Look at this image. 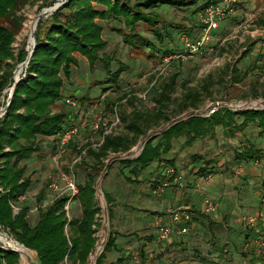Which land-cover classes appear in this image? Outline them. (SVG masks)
Returning <instances> with one entry per match:
<instances>
[{"label": "trees", "instance_id": "16d2710c", "mask_svg": "<svg viewBox=\"0 0 264 264\" xmlns=\"http://www.w3.org/2000/svg\"><path fill=\"white\" fill-rule=\"evenodd\" d=\"M199 1L143 0L131 6V0H70L48 19L42 17L39 20L35 33L37 47L29 64V77L16 85L7 112L0 119V225L9 229L26 249L36 251L42 264H61L66 258L73 264H88L97 243L94 226L98 224L101 207L96 186L105 161L111 156L128 153L141 137H146L155 128L170 123L167 130L150 136L138 157L120 160L122 165L130 169V173L137 175L153 162L161 160L171 151L173 139L187 136V143L191 144L216 126L229 128L236 117L245 118L242 125L247 121L258 122L264 134V109H223L224 115L217 113L210 118L191 116L171 123L172 95L178 76L173 77L156 91L152 112L134 110L130 114H121L128 132L107 135L100 147L88 151L96 164L89 168L87 181L79 185L77 200L82 210L80 218L67 217L65 205L68 197L57 199L46 210H39V220L35 226H31L28 219L29 207L23 206L17 215L13 212L11 203L19 202L20 197L27 194L32 186L30 176H26L27 166L22 165V162L31 159L40 150V138L63 132L66 113H54L53 108L63 98L65 78L71 77L72 67L78 64L75 54L85 57L91 70L96 69L98 63L102 64L111 77L108 78L109 82H117L127 69V66L120 65L116 72H112L110 60L104 53L108 43L103 38V27L98 20L122 22L124 29L117 31L123 33V41L134 51L146 50L155 43L144 37L137 25L145 23L146 26L155 27L158 15H153V10L161 6L185 9L197 5ZM32 2L0 0V20L12 18L14 22L13 28L0 26V96L10 85L18 63L28 56V52L22 49L15 58L11 45L16 30L21 27L22 19L17 16V12ZM54 2L56 0L48 1L45 7H53ZM213 2L218 3L220 0H209L203 9ZM259 24L263 27L264 19H260ZM173 54V50L166 48L163 57ZM200 100L199 94L186 95L183 111L199 109ZM159 138L160 141L155 143ZM260 153H256L255 158L260 157ZM45 198L46 189L43 188L36 197L37 203L41 204ZM112 244L110 236L96 264H103L105 253ZM3 262L20 264V255L0 248V264Z\"/></svg>", "mask_w": 264, "mask_h": 264}, {"label": "crops", "instance_id": "0c3cea01", "mask_svg": "<svg viewBox=\"0 0 264 264\" xmlns=\"http://www.w3.org/2000/svg\"><path fill=\"white\" fill-rule=\"evenodd\" d=\"M206 1L208 3L209 0ZM123 44L132 50L124 41ZM257 46L256 52L259 50ZM76 58L78 64L72 67L71 77L64 80L63 99L57 101L53 108L54 113H66L63 127L71 123L80 124L85 118L92 119L93 113L101 109L109 115L113 112L112 108L108 111L105 106L107 93L103 96L91 91L85 94L81 87L71 85L73 80L79 79V63L84 61L89 66L85 57L79 54ZM97 82L101 83L103 79L99 78ZM67 97L76 98L79 108L65 105ZM220 130L216 128L213 132L225 135L223 139L218 136V139L228 147L219 150L213 157H206L211 148L210 136L198 138L191 144L187 143V136H181L173 139L172 149L167 155L141 173L135 175L127 168L117 170L119 177L112 175L108 178L102 191L107 202L104 211L107 210L111 220L107 240L111 236L113 244L106 251L103 264H264V254L258 247H246L249 241L264 234L263 224L258 223L253 228L246 224L249 216L264 211V171L256 166V158L252 155H234L243 144L241 138L248 134L246 130L234 133L227 130L229 136H226V129ZM61 135L40 138V150L25 163L27 170L30 168L28 175L32 186L22 205L29 207L31 214H36L35 208L40 205L37 202L31 204V199L36 201L43 188L46 189L45 200L51 195L45 184L48 179L55 177L63 183L59 175L68 170L76 159L81 158L77 164H82L88 151L97 149L104 142L101 134L93 133L89 122L81 126L57 163L54 156ZM255 138L250 142L254 148L261 150L260 157L264 158V142L260 145L258 135ZM75 146L79 153L70 161L68 156L75 153ZM167 168H173L182 175V187L166 176ZM240 169L242 172L238 174ZM209 173L214 179L207 184L204 178ZM165 182L169 185L162 188ZM98 194L99 191L97 197ZM208 200L216 205L213 213L205 211ZM76 201L82 212L77 198ZM175 209H183L190 214L188 232L184 235L173 233L168 240L161 241L157 221L160 220L162 225L172 224V211Z\"/></svg>", "mask_w": 264, "mask_h": 264}, {"label": "rangeland", "instance_id": "374dc122", "mask_svg": "<svg viewBox=\"0 0 264 264\" xmlns=\"http://www.w3.org/2000/svg\"><path fill=\"white\" fill-rule=\"evenodd\" d=\"M32 1L31 4L24 6L17 12V16L21 18L22 21L21 27L16 30V36L11 45V52L15 58L18 57L22 49H25L26 52L30 49L32 37H35V34L33 36L32 32L35 29L37 30L38 26V24L34 26L36 23L35 20L42 10L51 8L49 6L45 7V5L48 1L52 2L53 0ZM63 1L64 0H56L53 5L55 6L57 3ZM141 1L143 0H131V6ZM206 2V0H201L199 5L185 9L161 6L153 10V15H158V22L155 23V27L146 26L145 23L137 25L138 30L142 31V34L146 36L147 39L155 43L152 47L148 48L149 50L147 52H145V50L133 51L124 46L123 33H117V31H115V29L121 28V31L124 29L122 22L117 23L115 21L98 20V23L103 27V36L108 43L104 53L110 60L112 72H116L120 68V65L127 66V69L117 82H109L108 78L111 77L107 75L102 64L98 63L96 69L91 70L90 66H87L85 62L82 61L79 63L80 71L77 74V78L79 79L73 80L71 85H73L74 88L81 87L85 94H88L89 91L101 96L107 93L108 96H106L105 103L107 110L111 111V108L112 110L117 108L121 116V114H130L134 110L152 112L155 108L153 98L155 97L156 91L165 81L178 76L175 91L172 95L171 123L179 121L186 113L192 111H183L182 109L186 95H200L201 102L197 110H206L209 104L216 102H226L234 105L247 104L250 108H256L255 103L264 102V69L261 64L260 55L255 51L256 46H259L260 41H262L264 37V35L260 36L262 30H264V26L262 27V25L259 24V20L264 19V0H238L233 14L220 24L218 30L214 34L213 42L203 50L202 54L186 61H173L167 69L166 74L159 77L156 84H153L157 77V68L163 64L165 48L168 47L175 53H179L183 48V36L196 38L200 34L201 25L199 24L198 15L204 10L203 8ZM51 15L44 17L48 19ZM12 21V18L2 19L0 20V26L13 28L14 22ZM188 26H191V28ZM151 29L157 31L155 32ZM160 41H162V44ZM155 53H158V56H155ZM76 55L79 54L76 53L75 57ZM27 58L21 63H18L15 68L10 85L0 96V108L6 107L7 109L8 102H11L14 73L21 64L24 63L25 65L23 68L24 72L22 71L20 79L23 80L29 77L28 70L32 57L28 63ZM99 78H102L103 82L98 83L97 80H99ZM91 85H93L92 88L90 87ZM145 94L146 98L142 99L141 96ZM257 108L263 110L260 103ZM219 114L224 115V112L221 110ZM121 121L122 126L113 134L118 135L128 132L122 117ZM244 121L245 118L236 117L231 122V128L219 125L216 126L213 131H215L216 128H220V131L226 129V136H229L230 133L246 130L248 134L241 138L243 144L237 148L238 151L235 150L234 155L237 157L245 154L244 156L252 155L255 157L257 155L256 153H260L261 151L254 148L251 142L255 141V136L258 135V142L262 145L264 142V134L261 133L262 128L258 122L247 121L242 125ZM169 125L170 123H164L161 127L155 128V131L152 130L149 132L150 136L153 137L158 135L162 129ZM227 130L230 133H227ZM213 131L207 134L210 136L209 145L211 146L209 153H206L207 158L213 157L216 152L222 150L224 147H228L220 140L223 139L225 135H217L216 132ZM218 136H221V138L218 139ZM145 139L146 137H141L128 153L121 156L129 159L136 158V152L131 151L135 150ZM158 141H160V138L156 140L155 143ZM244 143L248 145H244ZM255 143L257 144V142ZM76 148L75 146V149ZM140 148H142V146ZM78 153L79 150L76 149L74 154L68 156V160L71 161L73 156ZM85 157L83 163L77 164L74 168L79 185L87 181V175L90 172L89 168L96 164V161L89 154ZM120 160H122L120 157L114 159V156H111L105 161V166L97 178L99 188L96 186V191L97 189L99 190L98 196H102L106 207L107 202L103 195V191L108 178L112 175L119 177L118 172L122 169H127L120 163ZM26 162L27 161H23L22 165H25ZM29 172L30 168H28L26 172L27 177L29 176ZM48 181L45 183L47 187L51 183V179H48ZM59 183L62 184V182ZM97 198L101 207V199H99V197ZM36 202L37 200L34 201V199H31V204L34 205ZM81 215L79 205L75 199L71 203L69 217L70 219L75 217L80 218ZM28 219L31 226H35L39 220V211H37L36 214L29 213ZM110 225L111 220L109 219L108 212L107 210L103 212L101 207V212L98 216V224L96 226V246L102 243L104 237H106L107 241ZM104 228L105 234H103ZM106 241L104 244H106ZM93 252L89 256L88 264L92 263L91 257ZM97 259L95 260V264ZM2 264L5 263L3 262ZM20 264H27V262L20 258ZM61 264L73 263L66 258Z\"/></svg>", "mask_w": 264, "mask_h": 264}, {"label": "built area", "instance_id": "2783aa9c", "mask_svg": "<svg viewBox=\"0 0 264 264\" xmlns=\"http://www.w3.org/2000/svg\"><path fill=\"white\" fill-rule=\"evenodd\" d=\"M237 2L238 0H220V2L218 3L213 2L209 4V6H207L200 13L199 20H200L201 30L198 37L196 38H190L188 36L182 37V43H183L182 50L179 53H175L171 56L163 57L164 59L163 64L157 68V77L153 84H156L159 77H162L166 74L167 69L169 68V66L173 61L175 60L186 61L202 54L203 50L213 42L214 34L218 30L220 24L227 17L233 14ZM263 35H264V30H262L260 36ZM260 50H261L260 52L261 64L264 69V37L261 42ZM19 68L23 69L24 63L21 64ZM21 74L17 77V73H16L15 79H17L18 81L21 80L20 79ZM141 98L145 99L146 94L141 96ZM65 104L74 109L79 108L80 105L77 99L74 97L65 98ZM257 106L258 105L256 104L255 110L256 109L259 110ZM223 109H231L233 111H237V110L252 109V108L247 106V104L234 105L226 102H216L209 104L206 110H192L189 113H186L183 116L182 120H185L191 116H201V117L210 118L216 115L217 113H219ZM0 111H1L0 119H2L5 116L7 109L6 107L0 108ZM93 114L94 117L92 119H90V117L89 119L85 118L80 124L71 123L68 126L64 127L62 135L59 140L58 151L54 156V160L57 163L62 159L64 154L67 152L68 145L73 141L74 137L78 135L81 126H86L90 122L91 130L93 131V133L101 134L103 141L107 135L113 134L119 129L120 126H122L121 116L117 108H115L110 115L107 114L104 109H101ZM140 151L141 148L139 149L138 152H136L137 157L139 156ZM80 160L81 158L74 160V162L71 164L68 170L63 171L59 175L63 181L62 184H60L59 180L56 179L55 177L51 178V183L48 186L51 195L48 200H45L39 206H37L35 208V211L46 210L51 205H53L57 199L62 197H68V202L65 205V211L67 213V217L70 219L69 213H70L71 203L79 196V184L77 182L74 168L75 165ZM255 164L264 171V158L261 157L256 158ZM165 172H166V176L169 177V179L172 180L174 184H176L178 187L183 186V177L182 175L177 173L175 169L167 168ZM241 172L242 170L240 169L238 171V174ZM213 179H214L213 174L209 173L205 176L204 181L207 184H209L213 181ZM168 185L169 182H165L162 188L167 187ZM0 191H2L1 188ZM26 199H27V194L21 196L19 202L11 203L15 215H17L21 211L23 207L22 203L25 202ZM262 201L264 203V195ZM102 211L104 212L103 206H102ZM205 211L206 213L215 212L216 211L215 203L213 201L208 200L206 202ZM190 221H191L190 214L186 210L183 209L173 210L172 224L162 225L160 220L157 221V226L159 230V239L161 241L168 240L173 233H176L178 235L186 234L188 232V223ZM258 223H261L264 226V211H260L256 215H251L246 220V224L252 228L255 227ZM94 228L96 229V226H94ZM0 237L2 238L0 240V248L2 250L7 251L9 248L14 249L13 246L15 245L24 247L14 238V236L12 235L9 229H5L1 225H0ZM105 241H106V237L103 238L102 243L100 245L96 246L93 255L91 257V261H92L91 264H95V260L102 254L105 246L104 244ZM246 247L247 248L258 247L259 250L264 254V234H260L256 236L252 241H249ZM30 254L33 253L30 251Z\"/></svg>", "mask_w": 264, "mask_h": 264}, {"label": "water", "instance_id": "95a60500", "mask_svg": "<svg viewBox=\"0 0 264 264\" xmlns=\"http://www.w3.org/2000/svg\"><path fill=\"white\" fill-rule=\"evenodd\" d=\"M69 1H70V0H64L63 2H61V3H57L55 6H53V7H51V8H48V9H44V10H42V11L38 14V16H37V18H36V20H35L36 24H38V22H39V20L41 19V17H44V16H48V15L54 14L56 11H58L61 7H63V6H64L67 2H69ZM35 31H36V29L32 32V35H33V36H34V34H35ZM33 40H34V45H33L32 49H29V50H28L27 63L29 62L30 58L32 57L33 52L35 51V49H36V47H37V43H36V39H35V37L33 38ZM17 70H18V69H17ZM17 70H16L15 73H14V86H13V88H12V90H11V98H12L13 93H14V91H15V87H16V85L19 83V81H18L17 79H15V76H16V73H17ZM259 103H260V105L263 106V101H261V102H259ZM259 103L257 102V105H258ZM255 104H256V103H255ZM9 105H10V102H9V104H8V107H9ZM252 109H255V108H252ZM263 109H264V106H263ZM256 110H258V109H256ZM0 112H1V111H0ZM169 127H170V125L167 126V127H165L164 129H162L161 132L167 130ZM161 132H160V133H161ZM160 133H159V134H160ZM149 139H150V133L146 136L145 141L142 142V143H140V145H139L135 150H132L131 152H138L139 149H140V147L142 146L141 151L139 152V153H141L142 150L144 149V146H145L146 142H147ZM116 157H120V159H127V158H125V157H123V156H114V159H115ZM98 187H99V186L97 185V188H98ZM97 191H99V190L97 189ZM99 199H101V204H102V206L105 207L102 196L99 195ZM103 234H105V228L103 229ZM28 250H29V249H28ZM7 251H13V252L18 253V254L20 255L21 260H23L22 254H21V252H20L19 250L9 248ZM30 251H31L32 253H34V255H33V254H32V255H31V254L29 255L28 260H27V264H42L41 259H40L39 255H38V253H37L36 251H34V250H30ZM31 257H32V258H31Z\"/></svg>", "mask_w": 264, "mask_h": 264}, {"label": "bare ground", "instance_id": "6f19581e", "mask_svg": "<svg viewBox=\"0 0 264 264\" xmlns=\"http://www.w3.org/2000/svg\"><path fill=\"white\" fill-rule=\"evenodd\" d=\"M33 25V24H32ZM37 24L35 23V25L34 26H36ZM33 31V30H32ZM31 31V32H32ZM33 45H34V40H33V37H32V40H31V42H30V49H32V47H33ZM25 65V64H24ZM21 69V70H20ZM21 72H22V68H19V70H18V72H17V76H19L20 74H21ZM23 72H24V70H23ZM257 104V103H256ZM2 238L0 237V240H1ZM14 249H18L20 252H21V254H22V257H23V260L25 261V262H27V260H28V257H29V255H30V251L28 250V249H26V248H24V247H21V246H15V247H13Z\"/></svg>", "mask_w": 264, "mask_h": 264}]
</instances>
